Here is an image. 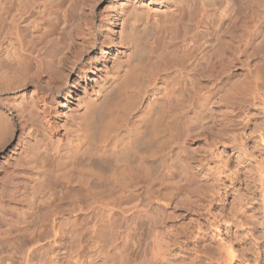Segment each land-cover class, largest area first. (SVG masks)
<instances>
[{"label":"rangeland","instance_id":"374dc122","mask_svg":"<svg viewBox=\"0 0 264 264\" xmlns=\"http://www.w3.org/2000/svg\"><path fill=\"white\" fill-rule=\"evenodd\" d=\"M249 5L264 9L262 0H0V264H10V252L22 245L23 232L53 217L68 232L57 238L62 244L49 254L54 264H67L70 252L65 245L70 241L81 245L83 260L95 255V264H149L147 243L153 232L147 222L116 214L105 217L99 232L92 231L89 211L74 213V196L68 194L73 191L77 201H133L153 183L171 189L177 200L167 209L149 205L151 215L163 223L158 221L161 226L156 227L163 233L158 241L165 244L158 242L165 248L161 255L166 254L159 264H188L191 258L194 264H226L230 252L231 264H264V183L256 163L264 156V113L252 98L249 74L260 58L241 51L247 43L241 28L236 31L241 37L233 40L237 44L233 62L219 68L217 76L205 67L214 34L229 41L227 27L233 15ZM128 7L141 13L150 9L155 47L141 84L145 97H167L168 121L177 128V136L164 134L159 165L151 175H134L110 192L89 191L42 167V158L54 146L48 140L39 149V143L49 125L56 126L52 142L66 143L67 116L83 94L110 69L127 65L132 47L121 36L120 25ZM260 27L257 42L264 41V26ZM72 49L86 63L83 72L69 67ZM11 55L21 63L10 64ZM63 61L69 62L66 69ZM153 78L156 83L149 86ZM42 87L45 93L36 96ZM38 106L49 107L51 117L38 121ZM187 156L194 162L189 163ZM192 173L193 183L206 196L199 213L188 204L194 195L182 192ZM24 219L34 223L27 226ZM188 229L195 233L200 229L203 237L198 244L193 235L200 233ZM184 230L188 232L183 235Z\"/></svg>","mask_w":264,"mask_h":264},{"label":"bare ground","instance_id":"6f19581e","mask_svg":"<svg viewBox=\"0 0 264 264\" xmlns=\"http://www.w3.org/2000/svg\"><path fill=\"white\" fill-rule=\"evenodd\" d=\"M259 2L256 4L257 6H259ZM262 2H264V0H262ZM256 5L255 7L249 5L246 8H241L240 11L233 15L227 27V29L229 28L230 30L231 39L229 41L223 40L218 33L214 34L215 42L213 48L209 51L210 57L207 59L205 67L209 69L207 71L217 76L219 68H224L229 63H232L236 52L235 48L237 46L236 43V45L234 44L233 40L237 39V36H240L242 33L241 36L246 38L247 43L245 45L243 44V46L246 47H242L243 49L240 48L242 49L241 51L246 54L249 53V56L253 59L260 58L259 63H255L253 66L254 68L250 70L249 74L252 82V98L255 99L254 101H259L264 113V41L257 42L261 32L260 26H264V9ZM121 20L120 34L123 38L128 40L132 47L131 54H129L127 59V65L121 68L110 69L105 75L95 80L91 90H87L83 94L76 109L70 113L71 115L68 114L67 116L68 121L65 124L66 143L58 145L52 142L51 138L53 137V132L56 133V126L53 128L51 125L48 126L46 133L42 134L40 139L42 141L39 143V149L44 148L45 143H47L45 141L48 140L54 146V149L52 151H47L46 155L42 158V167L45 166L70 185L79 183L88 188L89 191L99 189L98 192H104L105 190L110 192L121 183L127 184L134 175L140 177L151 175L159 165V146L162 137L168 131L177 136L178 131L174 124L168 121L169 111L164 104L167 97L166 99L165 96L159 97L162 100L158 97H145L144 89L141 84L145 72V63L150 58L152 50L155 47V43L153 45V42H151L154 21L152 22L150 9L146 10V12L142 11L141 13L134 7H128L124 13L121 14ZM241 28L244 30H242L244 33L240 31L241 33L237 35L236 33H238V30ZM262 51L263 53H261ZM70 54L72 58H74L73 62L69 65L68 61H63L62 67L66 69L69 65L71 70L79 72L82 70L83 72L87 66L79 55V52L72 49ZM16 57L11 55L7 60L10 64L14 63L19 65L21 62H18ZM156 80L157 78L151 79L149 86L155 85ZM44 91L43 87L38 88L35 95L44 94ZM37 109L38 113L40 112V116L37 115L38 121H44L51 117V109L49 107L40 108V106H38ZM136 117L137 119H135ZM44 137L48 138L44 139ZM261 140L264 149V138L262 137ZM192 158V156L186 157L188 162ZM191 161L194 162V160ZM256 163L261 183H264V156L262 158H257ZM192 174L190 182L183 186L182 192L185 191L186 193L187 191L194 195L190 198L188 204L192 211L199 213L203 210L202 208L206 196L200 192V186L193 183L195 182L193 180L194 173ZM229 177L233 179L232 174H229ZM68 195L72 198L74 196L71 208L74 213L78 211H89V215L87 214V216L93 221L90 226L92 231L99 232L103 225L102 223L105 221V217L111 218L116 214H121L124 217L137 216L142 221L147 222L150 233L153 232L150 234L149 244L147 243V247L149 248V264H159L160 259L162 261L163 258L166 259V254H164V257L161 255L164 242L161 244L160 242L163 239L160 238L162 240H159L160 242L158 241V236L163 233H158L156 229V227L161 224V221L160 218H158V220L151 215V207L149 209V205L157 204L160 205L161 208L162 206L166 207V209L167 207H173V203H177V200L173 198V191L171 189L163 188L159 184L153 183L149 191L140 198L137 197L133 201L125 200L130 204L128 206H125L127 202L124 204L125 201L123 199H100L95 202L86 200L80 201L79 199L77 201V195H75L73 191L69 190ZM173 209L175 210V208ZM151 210H153V208ZM26 221L27 219H24L22 222L26 223L27 226L34 223L33 221ZM43 221L44 222L38 225V227L36 226L32 230L28 229L27 233L23 232L25 237L23 238L24 241L21 238L23 235L20 236L19 234L18 236L17 234V237H20L23 243L18 239L22 245H19L16 251L13 252L12 250V252H10V264H54V262H56L50 259V253L62 244L58 242L57 238L63 235L62 233H65L67 236V228H64L63 231L61 230V221L57 217H53L51 220L44 218ZM158 221H160L159 225L157 224ZM68 224L69 223H66L64 226H68ZM188 230L191 231L192 229ZM193 231L194 230L191 232H196ZM173 232H171V235ZM187 232L188 231L184 230L183 235ZM200 232V229H198L197 233ZM177 233L178 232H176V234ZM176 234H173L175 238ZM200 235L201 233L193 235L196 238L197 244L202 240L203 236L201 237ZM167 236H170V234ZM17 237L14 236V239H17ZM182 237L183 236H181V238ZM11 239H13L12 235H10V240ZM179 239L180 238H178V240ZM158 242L162 245L161 247L160 245L158 246ZM173 242L177 243L179 241L175 239ZM170 243H172V241ZM65 246H67L66 250L68 249L70 252L69 260H66L67 264H95V255H91L90 257L92 258H90V260H83V252L78 248V246H81L80 244H75L70 241ZM69 252H67V255ZM72 252L74 255H71ZM106 258L107 261L110 260L111 254L109 252ZM233 258L234 255L230 252L226 264H231ZM63 261L65 262V260ZM185 262L186 261H183V263ZM194 263L195 258H191L188 261V264Z\"/></svg>","mask_w":264,"mask_h":264}]
</instances>
